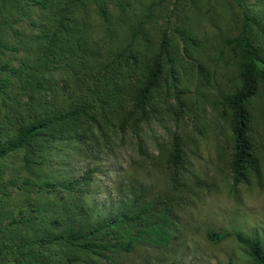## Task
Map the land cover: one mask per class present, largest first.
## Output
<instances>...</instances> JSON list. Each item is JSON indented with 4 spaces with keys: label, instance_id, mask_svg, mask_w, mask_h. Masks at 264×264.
Instances as JSON below:
<instances>
[{
    "label": "trees",
    "instance_id": "1",
    "mask_svg": "<svg viewBox=\"0 0 264 264\" xmlns=\"http://www.w3.org/2000/svg\"><path fill=\"white\" fill-rule=\"evenodd\" d=\"M188 1L174 0L167 16V0L135 9L129 0H0V264H123L121 256L137 242L166 236L195 190H211L188 169L178 127L189 78L211 85L209 57L194 25L157 27L175 12L201 14L203 0ZM206 4L232 22L213 51H225L235 66V83L221 94L218 109L227 125L220 157L237 194L252 178L262 179L264 0ZM23 18L32 28L26 34ZM169 120L174 129L159 158L166 187L139 186L106 213L85 200L93 169L59 178L41 172L50 151L71 141L92 153L100 141L131 133L144 156V126ZM206 237L212 243L233 238L247 264H264V230L253 236L208 230Z\"/></svg>",
    "mask_w": 264,
    "mask_h": 264
},
{
    "label": "rangeland",
    "instance_id": "2",
    "mask_svg": "<svg viewBox=\"0 0 264 264\" xmlns=\"http://www.w3.org/2000/svg\"><path fill=\"white\" fill-rule=\"evenodd\" d=\"M116 0H112L115 3ZM131 6L142 8L153 0H129ZM157 1V0H154ZM189 4L188 0H184ZM174 0L170 5L169 16ZM255 5L256 0H247ZM131 7V8H132ZM112 8V7H111ZM186 14V15H185ZM197 12H175L170 20L167 16L158 21L171 31L175 26L194 25L198 38L204 43V56L213 73L211 85L205 86L196 76L189 78L183 96L185 111L179 124V132L187 144V167L191 172L212 184L210 191L195 190L176 213V220L168 223L164 238L151 236L134 245L131 253L121 256L123 264H247V259L233 238L212 243L206 237L208 230L235 229L247 235H261L264 230V124L257 121L260 139L258 151L261 160L262 179L252 178L248 184L239 187L237 194L230 191V180L226 176V162L221 159L220 148L227 141V125L220 116L218 102L221 94L234 85V63L226 52H214L213 44L221 33L230 31L231 19L209 12L206 0L201 2V14ZM28 19L23 18L20 28L28 33ZM9 30H3L7 37ZM9 38H14L11 34ZM16 42V39L15 41ZM174 129L172 121L151 122L144 126L141 136L145 142L146 155H140L136 139L131 133L115 135L109 142L100 141L92 153L81 149L75 142L57 144L58 149L50 151V163L41 172L55 178L78 176L86 169L94 170V179L86 195V202L95 210L106 213L111 206L123 204L126 198H133L139 186L162 190L167 182L161 171L160 150L168 142ZM10 168L16 164L14 158L6 162ZM16 193H13L15 196ZM16 197L8 199L9 210L14 207ZM91 207V208H92Z\"/></svg>",
    "mask_w": 264,
    "mask_h": 264
}]
</instances>
